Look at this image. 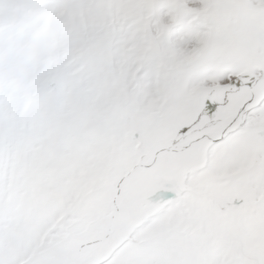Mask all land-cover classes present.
<instances>
[{
    "label": "snow or ice",
    "instance_id": "snow-or-ice-1",
    "mask_svg": "<svg viewBox=\"0 0 264 264\" xmlns=\"http://www.w3.org/2000/svg\"><path fill=\"white\" fill-rule=\"evenodd\" d=\"M0 264H264V0H0Z\"/></svg>",
    "mask_w": 264,
    "mask_h": 264
}]
</instances>
